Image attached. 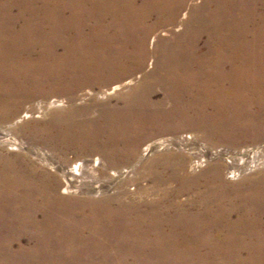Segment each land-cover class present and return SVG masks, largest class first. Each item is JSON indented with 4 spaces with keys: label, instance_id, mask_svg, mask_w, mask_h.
Returning a JSON list of instances; mask_svg holds the SVG:
<instances>
[{
    "label": "bare ground",
    "instance_id": "1",
    "mask_svg": "<svg viewBox=\"0 0 264 264\" xmlns=\"http://www.w3.org/2000/svg\"><path fill=\"white\" fill-rule=\"evenodd\" d=\"M177 25L173 39L150 36ZM134 73L140 79L121 107L102 112L101 126L77 122L79 134L69 135L108 136V164L99 162L106 174L134 155L142 129L195 130L173 138L185 152L193 146L182 143L196 141L197 132L263 138L264 0H0L3 120L28 96L72 93ZM151 149L143 146L133 165ZM168 155L147 159L162 166L153 177L157 185L162 174L174 178L176 194L194 190L188 207L168 201L166 189L155 200L95 198L100 189L92 187V198L68 196V175L79 162L58 169V191L43 166L0 158V264H264V172L241 187L225 182L217 163L183 177L174 170L183 167L180 156ZM237 164V176L249 169ZM123 171L108 173L104 189Z\"/></svg>",
    "mask_w": 264,
    "mask_h": 264
},
{
    "label": "rangeland",
    "instance_id": "2",
    "mask_svg": "<svg viewBox=\"0 0 264 264\" xmlns=\"http://www.w3.org/2000/svg\"><path fill=\"white\" fill-rule=\"evenodd\" d=\"M193 2L198 4L200 0H193ZM179 18L184 20L186 15H181ZM181 30V25L172 28L162 27L156 29L150 36L152 37L154 34L157 38L170 40ZM150 36L147 46L149 50H152L155 42L151 40ZM150 69L151 59L147 60L146 65V70ZM137 75L138 73H134L118 82L101 84L96 87H84L72 93L28 96L16 104L17 109L11 114L9 120H3L0 112V158H24L36 167L43 166L53 175L58 191L64 185L58 169H66L75 162H79L82 167L80 166L81 168L75 173L70 172L68 175L71 182L70 188L73 189L68 196L91 197L93 193H88L87 190L88 187H92L94 190L100 189L95 198L125 194L134 200H139L144 195L155 200L160 195V191L166 189L168 201H179L186 207L195 198L194 190H183L176 194L174 190L179 186V183L174 178H166L164 174H162L161 185H157L153 173L161 171L162 166L150 163L147 161L148 158L165 152L169 153L170 161L175 156H180L183 167L180 171L174 170L183 177L190 174H201L213 163H217L218 172L223 180L231 184L242 183L240 187L243 186L245 178L262 175L264 172V147L256 149L255 146L263 143L264 137L258 140L248 136L217 140L213 137L201 136L200 138V132L196 131L199 133L196 136V141L182 143L189 144V147L193 146L188 152H185L178 149L177 139L173 138L195 131L187 128L164 131H153L150 128L138 130L141 136L134 155L127 161L120 162L108 169L106 174L105 168L103 169L99 162L108 164L104 161L107 160L109 152L108 148L104 146L108 136L106 134L97 137L92 134V136H77L79 132L76 128L79 127L75 124L85 120L96 122L98 126H101L103 121L100 118L101 113L122 106L123 101L129 95L128 90L134 87L140 79ZM127 79L129 83H126ZM159 91L155 89V97L161 95V91ZM24 112H26V116L22 115ZM72 129L77 131L75 136H69ZM147 144H152V153L133 165L134 161L138 159L142 147ZM158 146L160 147L158 148ZM203 159L204 161H202ZM192 160H200L202 165H194L193 168H190L188 163ZM233 163H239L236 166L240 167L249 165V169L240 173V176L236 175L237 172L231 174L230 172L234 171ZM52 166L55 168L54 171L50 170ZM167 167L170 169L169 164ZM116 169L127 171H123L115 183L111 182V187L104 189L103 185L110 181L107 179L108 173ZM119 181L123 183H117ZM203 181L204 179L199 178L197 184L201 186Z\"/></svg>",
    "mask_w": 264,
    "mask_h": 264
},
{
    "label": "built area",
    "instance_id": "3",
    "mask_svg": "<svg viewBox=\"0 0 264 264\" xmlns=\"http://www.w3.org/2000/svg\"><path fill=\"white\" fill-rule=\"evenodd\" d=\"M231 174L233 173V171L230 172Z\"/></svg>",
    "mask_w": 264,
    "mask_h": 264
}]
</instances>
